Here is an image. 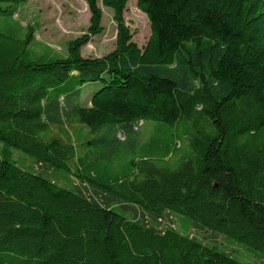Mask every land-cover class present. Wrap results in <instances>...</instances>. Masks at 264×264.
<instances>
[{
	"label": "trees",
	"instance_id": "16d2710c",
	"mask_svg": "<svg viewBox=\"0 0 264 264\" xmlns=\"http://www.w3.org/2000/svg\"><path fill=\"white\" fill-rule=\"evenodd\" d=\"M84 1L89 26L64 57L38 53L32 26L0 31V264H242L24 170L11 150L264 255V0H137L151 31L143 48L125 19L132 0ZM100 2L113 15L115 49L85 58L104 33ZM27 3L0 0V19ZM93 83L100 90L84 106ZM141 122L154 124L144 143ZM123 147L134 153L131 170L112 177L106 164Z\"/></svg>",
	"mask_w": 264,
	"mask_h": 264
},
{
	"label": "rangeland",
	"instance_id": "374dc122",
	"mask_svg": "<svg viewBox=\"0 0 264 264\" xmlns=\"http://www.w3.org/2000/svg\"><path fill=\"white\" fill-rule=\"evenodd\" d=\"M103 12L104 33L93 38L90 43L83 48L82 54L85 58H101L115 49L116 25L113 22L112 12L99 3ZM127 25L133 33V40L143 48L148 43L151 31L147 16L137 7V0H132L125 13ZM90 20L88 6L84 0H28L17 11L13 19L3 17L0 19V31L23 35L28 26L34 27L36 34L35 50L44 54L47 48L53 50L59 56H66V43L77 39L85 34ZM100 90V84H88L82 89V104L88 106L93 95ZM153 123H140L135 131L140 136L141 143L146 142L153 131ZM71 133L80 137L86 136V130H81L79 126H72ZM51 135L62 136L54 129ZM118 139L121 142L126 140L124 134H120ZM80 143V142H79ZM181 144L178 143L177 146ZM183 148V145L181 146ZM120 157L114 158L106 164L107 172L112 177L128 175L131 167L130 162L135 158L134 153L120 149ZM1 151V146H0ZM11 160L19 167L31 173L40 175L61 188L75 191L80 196L93 201L104 207L116 210L127 219L140 222L146 226L164 232L168 229L177 230L190 238L199 241L205 246L218 250L242 264H264V255L254 252L247 247L225 238L224 236L202 229L192 222L178 215L166 213L162 218H156L147 214L141 208L121 203L114 198L94 189L78 179L68 176L63 172L54 171L46 166L38 164L29 156L11 150ZM173 165L174 158L167 160Z\"/></svg>",
	"mask_w": 264,
	"mask_h": 264
}]
</instances>
